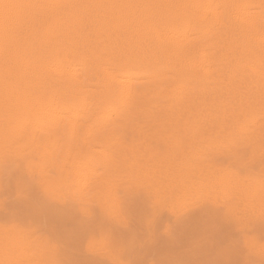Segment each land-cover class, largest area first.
<instances>
[{
	"label": "bare ground",
	"instance_id": "6f19581e",
	"mask_svg": "<svg viewBox=\"0 0 264 264\" xmlns=\"http://www.w3.org/2000/svg\"><path fill=\"white\" fill-rule=\"evenodd\" d=\"M219 92L245 97L243 109L199 102L201 93ZM207 109L203 125L221 120L249 138L264 129V0H0V152L38 149L44 168L66 176L67 189L98 187L116 208L107 171L124 167L123 179L165 201L204 187L239 195L233 180L192 156L194 128ZM143 111L190 128L191 151L177 140L164 161L122 146L115 133ZM260 194L252 185L242 199ZM26 241L0 229V259L52 264Z\"/></svg>",
	"mask_w": 264,
	"mask_h": 264
},
{
	"label": "rangeland",
	"instance_id": "374dc122",
	"mask_svg": "<svg viewBox=\"0 0 264 264\" xmlns=\"http://www.w3.org/2000/svg\"><path fill=\"white\" fill-rule=\"evenodd\" d=\"M236 96L219 92L198 98L208 106L227 102L241 111L246 99ZM213 109L215 116H224L220 108ZM210 110L197 119L196 152L188 149L192 130L167 113L143 111L121 126L115 138L125 148H140L138 153L149 152L164 161L178 140L181 151L190 150L196 162L218 176L224 166L240 181L259 176L264 171V155L258 149L264 129L249 138L222 128L221 120L203 125ZM22 145L0 152V229L23 234L27 247L51 257L52 264H264V254L251 247L253 239L264 240V216L245 207L242 198L238 210H231L238 195L230 187L224 192L204 187L181 198L184 201H165L159 191L123 179L129 174L123 167L107 171L115 188V208L105 204L98 187L78 193L67 189L65 175L44 168L41 151ZM240 153L242 160L237 158Z\"/></svg>",
	"mask_w": 264,
	"mask_h": 264
},
{
	"label": "clouds",
	"instance_id": "9594fccd",
	"mask_svg": "<svg viewBox=\"0 0 264 264\" xmlns=\"http://www.w3.org/2000/svg\"><path fill=\"white\" fill-rule=\"evenodd\" d=\"M258 149L260 153L264 155V141H262L258 145ZM237 158L242 160L244 158V154L240 153ZM221 171L224 179L233 180V183L237 185V191L239 193L237 200L232 205H230V209L233 211L238 210V206L241 203V198L243 197L244 193L248 190L249 187L255 185L256 187H258L261 194L255 202L249 201L245 205V207H249L259 215L264 216V171H262L259 176L252 178V180L250 181H240L238 179H233V176L230 175V169L228 168V166H224ZM251 247L258 248L259 251L264 254V240L256 241L253 239L251 241ZM0 264H5V261L3 259H0Z\"/></svg>",
	"mask_w": 264,
	"mask_h": 264
}]
</instances>
